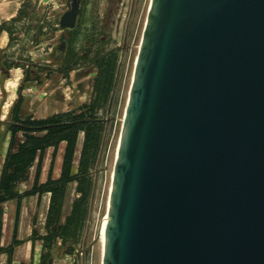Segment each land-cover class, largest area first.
I'll use <instances>...</instances> for the list:
<instances>
[{
    "label": "water",
    "instance_id": "water-1",
    "mask_svg": "<svg viewBox=\"0 0 264 264\" xmlns=\"http://www.w3.org/2000/svg\"><path fill=\"white\" fill-rule=\"evenodd\" d=\"M103 264H264V0H152Z\"/></svg>",
    "mask_w": 264,
    "mask_h": 264
},
{
    "label": "rangeland",
    "instance_id": "rangeland-1",
    "mask_svg": "<svg viewBox=\"0 0 264 264\" xmlns=\"http://www.w3.org/2000/svg\"><path fill=\"white\" fill-rule=\"evenodd\" d=\"M151 2L84 0L79 27L82 36L74 52L64 60L57 48L63 36L60 19L67 11V0H0V28L5 25L8 31L7 37L0 30V170L10 142L8 128L11 112L19 98L23 100V113L38 119L63 112H80L95 97L94 87L100 71L98 60L110 53H114L117 58L114 89L109 103L97 113V117L105 122L106 131L93 171L89 215L82 241L77 246L76 254L66 255L63 251L57 254L55 264H102L101 241L89 254L84 249L97 238L108 216L119 143ZM15 79L19 80L18 86H8ZM10 101L14 102L8 109L6 105ZM84 137L82 134L78 145L76 170ZM52 158L51 150L44 163V176L50 172ZM56 167L57 162L54 176ZM34 177L35 169L29 182L22 186V191L32 186ZM76 188V185L69 188L67 208L78 197ZM48 202L47 195L41 200L40 206L33 198L23 202L21 219L23 216V220L28 221V231L19 233L18 237L24 242L34 229L41 235L46 233ZM16 206L17 203H13L6 207L7 212L13 209V226ZM29 243L24 248L28 252L32 246V242ZM42 246L41 242H37V251H42ZM37 256L38 261L31 258L26 264H41L40 252Z\"/></svg>",
    "mask_w": 264,
    "mask_h": 264
},
{
    "label": "trees",
    "instance_id": "trees-1",
    "mask_svg": "<svg viewBox=\"0 0 264 264\" xmlns=\"http://www.w3.org/2000/svg\"><path fill=\"white\" fill-rule=\"evenodd\" d=\"M0 30L7 31L5 25ZM98 63L100 71L94 87L95 97L80 112H63L38 119L23 113L22 97L11 112L8 128L10 142L0 173V255L9 256L8 264L13 263L16 249L26 243L19 240L18 232L22 204L31 197H39L40 206L45 195L51 196L45 224L46 233L41 235L34 229L27 241L32 242L33 246L37 242L42 243L41 264H55V256L61 251L66 255H74L77 246L81 244L89 215L93 171L106 131V124L97 117V113L106 108L113 92L117 58L114 53H110L102 56ZM82 134L85 137L76 170V155ZM64 143L66 148L62 173L59 179H54L53 170L60 147ZM50 150H53L51 169L47 182L42 183L44 163ZM34 169L32 186L22 191V186L29 182ZM73 184L77 185L78 197L73 201L70 215L64 219L69 188ZM10 202H17L15 230L11 245L5 248L2 246L4 207Z\"/></svg>",
    "mask_w": 264,
    "mask_h": 264
},
{
    "label": "crops",
    "instance_id": "crops-1",
    "mask_svg": "<svg viewBox=\"0 0 264 264\" xmlns=\"http://www.w3.org/2000/svg\"><path fill=\"white\" fill-rule=\"evenodd\" d=\"M13 17H15V16H13ZM5 34L8 37V33L5 32ZM6 41H7V38L4 39V42H6ZM65 148H66V144L64 143L60 147V152L58 154V159L56 161L57 162V167H56V172H55L56 174H55V176L53 175L54 179H59L60 176H61ZM46 158H47V156H46ZM44 172H45V169H43V174H42V179H41L42 180V183L47 182L48 177H49V174L47 176H44ZM0 173H1V170H0ZM73 185H76V184H73ZM76 187H77V185H76ZM47 197L49 199L47 209L49 210L51 196L50 195H47ZM31 198L36 199V201H38V203H39V197H31ZM73 201H72V204L70 206H68V208H67V201H66V205H65V208H64V215H65L64 216V219L67 216L70 215L71 210H72ZM13 203H17V202H10L8 204H13ZM8 204H6L5 207H4L5 214H4V231H3V238H2V246L5 247V248L6 247H9L11 245V243L13 241V237H14V230H15V224H14V226L12 225L13 209L11 211L7 212V208L6 207H7ZM16 210H17V206H16ZM22 211H24V208L23 207H22ZM22 211H21V215H22ZM47 213H48V211H47ZM7 218H8V223H7ZM19 228H20V232H18V236H19V233L21 234V232H23V231H25V233H26L28 231V221L23 220V216H22V219L20 217V225H19ZM30 237H31V235H30ZM19 240L24 241L23 239H21V237L19 238ZM27 241H26L25 246H21V247H18L16 249V251L14 253V258H13V263L12 264H26L28 262V260H30L31 258L32 259H35V262H36V260H37L36 256H37V253L38 252H40V257H42L43 246H42V251L41 250L40 251H37L36 245L33 246V244H32V246L30 248V252H28V250L26 251V249H24L25 247H27L30 244ZM40 248H41V246H40ZM8 261H9V256L7 254L0 255V264H8ZM40 262H41V258H40L39 263Z\"/></svg>",
    "mask_w": 264,
    "mask_h": 264
},
{
    "label": "flooded vegetation",
    "instance_id": "flooded-vegetation-1",
    "mask_svg": "<svg viewBox=\"0 0 264 264\" xmlns=\"http://www.w3.org/2000/svg\"><path fill=\"white\" fill-rule=\"evenodd\" d=\"M83 5H84V0H82L81 3V11H80V17L77 28L73 31H67V32L61 31L63 33V36L61 39V43L57 49L60 52V57L64 60L67 59L70 53L74 52L73 49L75 46L78 45L80 41V37L82 36L79 32V27H80V19L82 16ZM71 6H72V0H67V5H66L67 11L70 10Z\"/></svg>",
    "mask_w": 264,
    "mask_h": 264
},
{
    "label": "bare ground",
    "instance_id": "bare-ground-1",
    "mask_svg": "<svg viewBox=\"0 0 264 264\" xmlns=\"http://www.w3.org/2000/svg\"><path fill=\"white\" fill-rule=\"evenodd\" d=\"M152 3V2H151ZM18 79H15L13 82H10L8 83V86H11V87H17L18 86ZM14 101H10L9 104L6 105V108H10L11 105L13 104ZM116 164V163H115ZM114 172H115V169H114ZM114 179V178H113ZM107 224H108V216H107V219L105 220L104 222V225L102 227V240H101V244L103 246V259H102V264L104 262V249H105V243H106V230H107ZM37 260H39V256H36Z\"/></svg>",
    "mask_w": 264,
    "mask_h": 264
}]
</instances>
